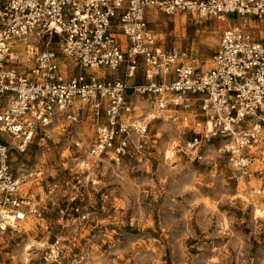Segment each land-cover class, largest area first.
Masks as SVG:
<instances>
[{"label":"built area","instance_id":"built-area-1","mask_svg":"<svg viewBox=\"0 0 264 264\" xmlns=\"http://www.w3.org/2000/svg\"><path fill=\"white\" fill-rule=\"evenodd\" d=\"M156 13L225 22L208 70L159 46L150 28ZM132 96L173 121L200 118L209 136L185 148L217 138L238 181L264 180V167L253 169L264 151V0H0V224L41 218L21 193L14 153L47 139L60 117L88 122V156L118 164L147 130L133 117ZM104 176L99 168L92 184ZM250 190L264 196L262 185ZM2 251L0 264H12ZM24 253L21 264H64L59 239L39 259L33 245Z\"/></svg>","mask_w":264,"mask_h":264},{"label":"rangeland","instance_id":"rangeland-1","mask_svg":"<svg viewBox=\"0 0 264 264\" xmlns=\"http://www.w3.org/2000/svg\"><path fill=\"white\" fill-rule=\"evenodd\" d=\"M154 15L150 28L161 46L199 71L210 68L225 22ZM131 99L133 117L147 130L118 164L88 156L86 121L61 119L43 142L14 153L11 167L25 179L21 193L37 203L41 218L6 226L2 256L21 264L33 245L39 259L59 239L64 264H264V196L250 193L264 180L238 181L217 138L185 148L208 133L200 118L173 121L149 99ZM263 153L253 169L264 167ZM99 168L105 176L93 185Z\"/></svg>","mask_w":264,"mask_h":264},{"label":"bare ground","instance_id":"bare-ground-1","mask_svg":"<svg viewBox=\"0 0 264 264\" xmlns=\"http://www.w3.org/2000/svg\"><path fill=\"white\" fill-rule=\"evenodd\" d=\"M153 18L157 19V15H153ZM157 20H158V19H157ZM154 108H155V107H154ZM59 120H61L60 117L57 118V121H59ZM205 126H206V125H205ZM206 130H207V132L209 131V129L207 128V126H206ZM205 135H206L207 137L209 136L208 133H206ZM167 155H168V154H167ZM15 228H16V227H15ZM6 229H7L6 225H4V224L1 223V224H0V234L3 233V231L6 230ZM15 231H16V230H15ZM26 248H27V247H26ZM26 248H25V249H26ZM25 249H24V250H25ZM24 257H25V256H24ZM24 259H25V258H24Z\"/></svg>","mask_w":264,"mask_h":264},{"label":"crops","instance_id":"crops-1","mask_svg":"<svg viewBox=\"0 0 264 264\" xmlns=\"http://www.w3.org/2000/svg\"><path fill=\"white\" fill-rule=\"evenodd\" d=\"M159 46L161 47V48H164L163 46H161L160 44H159ZM165 49V48H164Z\"/></svg>","mask_w":264,"mask_h":264}]
</instances>
